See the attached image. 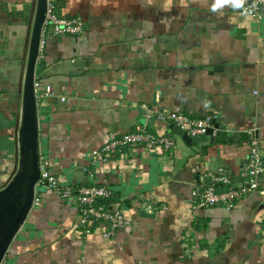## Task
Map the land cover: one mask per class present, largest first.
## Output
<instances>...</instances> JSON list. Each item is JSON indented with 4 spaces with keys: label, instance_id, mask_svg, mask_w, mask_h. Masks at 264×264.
Returning a JSON list of instances; mask_svg holds the SVG:
<instances>
[{
    "label": "crops",
    "instance_id": "1",
    "mask_svg": "<svg viewBox=\"0 0 264 264\" xmlns=\"http://www.w3.org/2000/svg\"><path fill=\"white\" fill-rule=\"evenodd\" d=\"M37 3L0 0V190L20 157ZM56 11L81 16L85 32L42 37L38 154L73 196L36 184L40 201L1 264H264V171L233 208L197 207L192 198L221 169L242 183L252 135L264 163V8L252 15L243 0H57ZM142 105L210 127L215 120L232 140L207 144L205 133L185 142ZM141 127L171 135L174 149L121 146L93 161L94 150ZM91 185L109 187L108 208L128 221L114 237L102 235V221L78 222L76 191Z\"/></svg>",
    "mask_w": 264,
    "mask_h": 264
},
{
    "label": "built area",
    "instance_id": "2",
    "mask_svg": "<svg viewBox=\"0 0 264 264\" xmlns=\"http://www.w3.org/2000/svg\"><path fill=\"white\" fill-rule=\"evenodd\" d=\"M57 0H46V12L40 41V51L43 46L44 33L53 36L82 35L85 32V22L81 16L65 17L58 15L56 11ZM264 7V0H243V9L248 13L258 14ZM45 94L50 95L49 86L44 88ZM62 100L65 98L62 97ZM147 119H156L165 123L178 126L191 137H198L206 133L211 125L207 120L191 118L182 112L168 109L154 110L147 105H142ZM252 134V133H251ZM121 146H144L146 148L160 147L164 151H172L175 147V139L167 134H157L146 127L137 131L128 132L123 136L111 140L99 150L92 152L94 160H107L106 157L112 151ZM264 163L259 141L252 135L250 138V153L247 162L241 168L240 177L242 183H234L227 173L221 169L215 178V183L209 186H195L192 190L193 203L197 207H210L221 205L233 208L237 200L255 191L259 187V178L263 174ZM42 184L46 188L56 190L61 198L68 200L73 196L70 187L61 186L58 178L51 174L48 162L39 160V179L37 185ZM222 184L220 189L217 185ZM112 197V191L107 186L91 185L80 187L76 191L78 222L82 227L97 221H102L105 228L102 235L106 238L114 237L116 231L124 227L128 221L121 210H110L106 204ZM40 198L35 196L34 203H39Z\"/></svg>",
    "mask_w": 264,
    "mask_h": 264
},
{
    "label": "water",
    "instance_id": "3",
    "mask_svg": "<svg viewBox=\"0 0 264 264\" xmlns=\"http://www.w3.org/2000/svg\"><path fill=\"white\" fill-rule=\"evenodd\" d=\"M264 7H262L263 10ZM46 12V0H38L35 20L28 49L27 68L23 84V101L21 125L19 129L20 157L10 181L0 190V264L9 245L27 212L34 202L35 186L39 179L38 154V116L35 103V70L39 58L40 41ZM213 127H208L206 135L210 136L207 144L225 139L232 140L227 133L219 129L213 120ZM185 142L192 138L178 126L172 128ZM216 131V132H215Z\"/></svg>",
    "mask_w": 264,
    "mask_h": 264
},
{
    "label": "trees",
    "instance_id": "4",
    "mask_svg": "<svg viewBox=\"0 0 264 264\" xmlns=\"http://www.w3.org/2000/svg\"><path fill=\"white\" fill-rule=\"evenodd\" d=\"M57 3V2H56Z\"/></svg>",
    "mask_w": 264,
    "mask_h": 264
}]
</instances>
